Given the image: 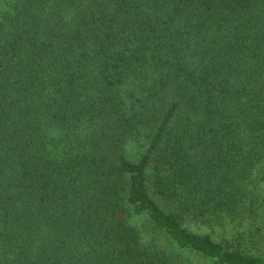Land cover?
I'll list each match as a JSON object with an SVG mask.
<instances>
[{"label": "trees", "instance_id": "trees-1", "mask_svg": "<svg viewBox=\"0 0 264 264\" xmlns=\"http://www.w3.org/2000/svg\"><path fill=\"white\" fill-rule=\"evenodd\" d=\"M0 264H264V0H0Z\"/></svg>", "mask_w": 264, "mask_h": 264}]
</instances>
